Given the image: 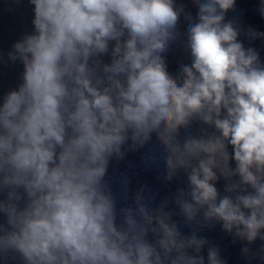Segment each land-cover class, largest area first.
Here are the masks:
<instances>
[{
  "label": "clouds",
  "instance_id": "obj_1",
  "mask_svg": "<svg viewBox=\"0 0 264 264\" xmlns=\"http://www.w3.org/2000/svg\"><path fill=\"white\" fill-rule=\"evenodd\" d=\"M30 3L34 32L8 53L22 62L23 82L0 103V254L18 253L24 264H205L208 241L182 235L167 202L149 207L143 189L117 224L110 160L153 134L164 179L187 174L188 191L174 198L187 222L202 213L241 240H264V65L225 22L235 0H193V59L178 78L162 56L178 35L183 7L174 0ZM195 119L215 132L181 141ZM220 177L233 195L220 196ZM121 183L126 190L129 180ZM207 261L223 264L214 247Z\"/></svg>",
  "mask_w": 264,
  "mask_h": 264
}]
</instances>
